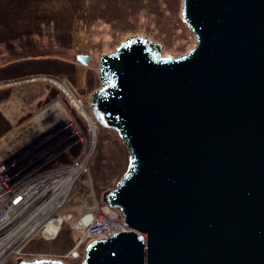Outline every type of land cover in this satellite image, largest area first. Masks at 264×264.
Returning a JSON list of instances; mask_svg holds the SVG:
<instances>
[{
	"label": "water",
	"instance_id": "1",
	"mask_svg": "<svg viewBox=\"0 0 264 264\" xmlns=\"http://www.w3.org/2000/svg\"><path fill=\"white\" fill-rule=\"evenodd\" d=\"M181 17L188 52L136 34L99 60L90 107L130 151L104 199L128 227L81 264H264V0H183Z\"/></svg>",
	"mask_w": 264,
	"mask_h": 264
},
{
	"label": "rangeland",
	"instance_id": "2",
	"mask_svg": "<svg viewBox=\"0 0 264 264\" xmlns=\"http://www.w3.org/2000/svg\"><path fill=\"white\" fill-rule=\"evenodd\" d=\"M84 1L82 11L78 12V17L74 20L71 28L72 42L70 46L60 45L56 40L54 30L49 28L44 36L38 38L41 43L39 47L40 54L38 55L27 54L28 51L25 47L19 45L11 50L3 47L0 49V73H3L5 67L9 64L23 62L29 58L57 57L61 60L74 61L75 76L73 79H70L67 73L51 75L58 77L59 81L66 82L80 98L86 110V113L81 111L71 96L63 92L58 80L40 76L46 74H31L2 79L0 77V81L19 79L17 82L0 85V90H11L9 98L16 97L10 104L13 106V111L9 112L7 106L2 108L7 114L6 116L11 117L13 121L12 129L4 136L9 135L18 128L19 132L26 130V133H29L31 127L27 126L28 128L25 129L23 125L40 111L50 107L54 102L60 101L70 118L67 122L74 126L75 132L81 134L79 136H82L81 140L84 136L87 139L86 142H82L83 144H75L72 141L73 138L67 134L69 133L67 132V126L62 125L60 119L56 126L46 133V136L49 135L50 138L40 139L41 136H39L38 139L40 140H38L35 137L36 141L40 143L37 144L39 147H34V150L27 152L28 159L24 155L26 159L23 156L21 161L25 159L24 161L27 163L41 160L44 153H46L45 150L52 149V146L62 139L67 142L66 145L70 142L75 147L74 153L69 155L70 158L66 157V153H63L60 156L61 158L56 159L54 162L64 161L63 159L67 158L66 163H64L66 166L73 164L74 161H70L72 158L76 160L81 157L79 159V163H81L87 157L92 144H95L91 161L92 169H86L80 177H77L78 180L83 182L81 184L85 185L81 186L77 183L73 193L71 192L72 198H70L71 201L68 205H64L61 209L58 207L57 210H59L51 215V223L55 229L54 234L48 235L43 231L31 238L28 242L30 249L38 250L37 248L43 247L42 245H45V248L39 250L40 252L35 255L29 254V257L24 255L23 257L26 259L49 257L63 259L67 264H81V258L63 257V255L69 251L74 255L71 249L76 235L83 237L90 222L94 219L92 217H98L100 206L109 207L113 214L119 216L117 220L120 222L123 220L121 210L107 203L104 195L109 189L116 188L127 171L130 162V151L116 130L105 128L97 123L89 103L93 91L101 86L98 70L101 56L115 50L125 38L136 34H144L160 42L163 45L164 54L174 56L188 52L196 44L195 35L181 17L183 0ZM78 54H88L90 56L89 63L86 65L81 62L77 58ZM91 76L94 78L92 84L90 83ZM56 129H63V131L55 132ZM93 129H95V137ZM34 130H36V127H34ZM30 132L32 131L30 130ZM31 136L28 138L26 136L27 140L31 139L30 142H32ZM42 142L45 144L41 145ZM53 164V162L48 164L45 169H50ZM46 180L42 179V182L44 183ZM63 182L61 184L66 183V181ZM46 208L48 207L46 206ZM86 209L92 210L88 217L84 212ZM57 213L58 217L56 218ZM4 264H16L15 259L11 258Z\"/></svg>",
	"mask_w": 264,
	"mask_h": 264
},
{
	"label": "bare ground",
	"instance_id": "3",
	"mask_svg": "<svg viewBox=\"0 0 264 264\" xmlns=\"http://www.w3.org/2000/svg\"><path fill=\"white\" fill-rule=\"evenodd\" d=\"M48 78L58 80L57 77H48ZM58 83H59L60 87L62 88L63 92L68 93L71 96L74 103L79 107V109L81 111H83L84 113H86V110L84 109L82 101L70 89L68 84L66 82H63V81H59ZM60 119H61V124L67 126V128H68L67 132H69L67 134H69L70 137L73 138L72 141H74L75 144H77V145L83 144L82 142H79L82 138V136L79 137L81 134L79 132H75L73 129L74 126L67 122L70 118L67 116V112H66L65 108L63 107V105L61 104L60 101H56L50 107L40 111V113L36 114V116H34L29 122L24 124L23 127H25V129L28 127L29 128L31 127L29 129V132H30V130L34 132L33 135L30 137L33 139V141H36L39 136H41L40 139L41 138L48 139L50 137H49V135L46 136V133L49 132V130H51L52 128H54ZM95 120L97 121L96 117H95ZM97 123H98V121H97ZM34 127H36V130H34ZM65 130H66V128H65ZM62 131H63V129L62 130L56 129L55 132H62ZM93 131H94V137H95L96 136L95 129H93ZM73 132H75V133L73 135H71V133H73ZM25 134H26V130H24V132L23 131L19 132V128H18L15 131H13L12 133H10L9 135H7L6 137L0 139V146L1 145L3 146L4 143L9 141L10 139L21 143V140L23 139ZM35 134H37V135H35ZM35 137H37V139H35ZM40 139H38V140H40ZM38 142L39 141H36V144H35L36 148L39 147L38 145L40 143H38ZM44 142H46V141H44ZM44 142H42L41 145L45 144ZM66 143L67 142H65V140L61 139V140H59V142L55 143V145L52 146V149H48V151L46 149L45 151L47 154H50V155H52L54 153V155H56L57 160L61 158L60 156L63 153H66L65 154L66 157L70 158L69 155L70 154L73 155L75 147L72 144H70V142L67 145H66ZM42 147H41V151H42ZM94 148H95V144L93 143L87 157H85L81 163H79V159L81 157L79 159H76V160L74 158H72L70 161H74L73 164H69V165L65 166V164H64V163H66L65 161H59L56 168L53 167L50 169H45L46 166L41 165L42 160H40L38 158H36V159H38V160H36L37 162L36 161H34V162L29 161L26 163L24 160L26 159V157L28 159L27 152H29L30 151L29 150V151H26L25 153H23L22 155L18 156L17 158H15L14 160H12L9 163L8 169H6L4 172L1 173L3 187L6 188V191L8 193H10L11 196L13 197L14 204L23 205L20 210L24 211V212L29 211V214H28L29 216L32 214L31 216L33 217L35 214L39 213V215H38L39 217L37 218L36 221H34L35 224H33L31 226L29 233H33V232H35V231H37L43 227L44 232H46L48 235L54 234L55 229L51 223V215H53L56 211L59 210V209L57 210L58 207L61 209V207H63L64 205L67 206L69 201H71L70 200V198H72L71 192L73 193V189H75V185L77 183H78V185L83 183L80 180H78L77 177H80V175H82L86 169L91 168V161H92L93 154H94ZM82 154H83V152H82ZM33 155H34V153L32 154V156ZM23 156L25 157V159L23 161H21ZM24 164H25V166H24ZM26 170L33 171V173L37 172V174L35 176L36 178L31 180L28 183L24 182V180L26 178L22 180L20 177V175H23L22 173L25 172ZM38 173H40V174H38ZM42 179H47V180L43 183ZM48 179H49V181H48ZM62 180L66 181V183L61 184L63 182ZM82 185H85V184H81V186ZM85 195H86V193H85ZM21 196H24V199L29 198L28 202L23 204L22 203L23 198ZM83 203H84V201H83ZM46 206L48 208L45 209ZM84 212H85V215H87V217H88V214L90 215V213H92V210L86 209V210H84ZM43 215H44V217H43ZM57 217L58 216H56V218ZM117 217H119V216L113 214L109 207L100 206V212L98 213V217L97 218H95L94 216L92 217L94 219L91 221L90 226L93 230L99 231V235L104 234L103 236L106 237V236H109L108 233L111 230L119 231V230H123V229L128 227V224L126 221L122 220L120 222L119 220H117ZM122 219H124L123 216H122ZM63 223H64V221L62 222V224ZM88 224H89V222H88ZM57 225H56V228H57ZM103 225H105V227H104V229H101ZM95 233H97V232H95ZM87 235H88V233L84 234L83 238L86 237ZM93 238H95V237H93ZM97 238H103V237H97ZM92 240L93 239H91V241ZM88 241H90V240H88Z\"/></svg>",
	"mask_w": 264,
	"mask_h": 264
},
{
	"label": "trees",
	"instance_id": "4",
	"mask_svg": "<svg viewBox=\"0 0 264 264\" xmlns=\"http://www.w3.org/2000/svg\"><path fill=\"white\" fill-rule=\"evenodd\" d=\"M84 0H0V49L8 50L25 47L27 54L38 55L40 41L50 28L55 32L56 40L62 46H70L72 42L71 28L78 12L82 11ZM34 51L31 52L30 51ZM69 74L74 78V61L61 60L57 57L29 58L23 62H15L5 67L0 73L2 78H15L31 74ZM4 76V77H3ZM94 81L93 76L90 83ZM11 90H0V100L7 98ZM12 122L0 110V137L9 132ZM84 137L80 142H86ZM66 159H63L66 162ZM38 250L24 248L25 256L37 254ZM73 246V245H72ZM33 255V256H34ZM32 258V257H31ZM34 258V257H33Z\"/></svg>",
	"mask_w": 264,
	"mask_h": 264
},
{
	"label": "built area",
	"instance_id": "5",
	"mask_svg": "<svg viewBox=\"0 0 264 264\" xmlns=\"http://www.w3.org/2000/svg\"><path fill=\"white\" fill-rule=\"evenodd\" d=\"M33 133L34 132L32 131L26 133L25 135L28 138L30 135H33ZM25 135L21 140V143L10 139L11 141L9 140L4 143L3 146H0V264H4L11 258H14L16 260V258L23 257L25 255L24 248L31 240V238L44 231V228L42 227L41 229L33 233H29L31 226L35 224L34 221H36L39 217V213L35 214L32 217V214L30 216L28 215L29 211H21L20 209L23 205L14 204L13 197L6 191V188L3 187L1 178V173L8 169L9 163L12 160L22 155L26 151L30 150L29 152H31L32 150H34V147L36 148V145H34L36 144V141H33L32 139V142H30L31 139L27 140ZM56 159L57 158L54 153L52 155L44 153V156H42L41 158V165L47 166L48 164L53 162V167L56 168L58 165V161L54 162ZM22 174L23 175H20L21 179L23 180L26 178L24 182L28 183L36 178L35 176L37 172L33 173V171L26 170ZM21 197L23 198V204L28 202L29 198L24 199V196ZM57 215L58 213L56 214V216ZM123 221L125 220L123 219ZM104 227L105 225H103L101 229H104ZM114 232H116V230H111L108 234L111 235ZM86 233H88V235L84 238L80 235H76L74 245L71 249L74 255H72V253L69 251L65 253L63 257L71 256L77 259H83L86 247L91 242V239L94 240L97 237H105L103 236L104 234L99 235V231L93 230L90 224Z\"/></svg>",
	"mask_w": 264,
	"mask_h": 264
},
{
	"label": "crops",
	"instance_id": "6",
	"mask_svg": "<svg viewBox=\"0 0 264 264\" xmlns=\"http://www.w3.org/2000/svg\"><path fill=\"white\" fill-rule=\"evenodd\" d=\"M9 98V97H8ZM6 98V99H2V100H0V110L3 112V114L6 116L7 114H5V112H4V110L2 109L3 107H5V106H7V108H8V111L10 112V111H13L14 109H13V106L12 105H10L11 103H12V100L13 99H15L16 97H12V98ZM14 105V104H13ZM2 106V107H1ZM6 117H8V116H6ZM9 118V120L10 121H12L11 119V117H8ZM13 122V121H12Z\"/></svg>",
	"mask_w": 264,
	"mask_h": 264
}]
</instances>
